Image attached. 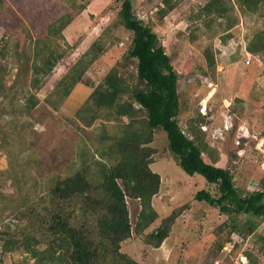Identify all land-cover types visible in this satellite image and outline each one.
Listing matches in <instances>:
<instances>
[{"label":"rangeland","instance_id":"rangeland-1","mask_svg":"<svg viewBox=\"0 0 264 264\" xmlns=\"http://www.w3.org/2000/svg\"><path fill=\"white\" fill-rule=\"evenodd\" d=\"M205 1L170 0L173 8L160 17L164 0H131L134 14L157 33L178 74L182 129L193 136L189 125L200 126L204 158L228 168L241 193L264 190V70L259 61L264 54L257 58L246 49L253 35L264 31V6L249 13L234 1L223 16L198 17ZM119 9L116 0H0V264L36 263L22 246L1 249L5 233L20 239L31 224L20 213L24 192L44 201L58 179L94 170L97 161L113 162L103 155L106 138L129 119L114 120L103 110L94 115L89 95L112 67L133 82L136 60L126 56L132 32L115 24ZM70 15V22L57 29ZM94 41L101 48L95 46L98 52L81 80L64 96L60 80L79 59L89 60ZM51 51L61 58L48 74H34V65L44 64ZM32 75L39 78L37 89L31 86ZM29 98L37 99L31 109ZM144 117L140 111L134 127ZM150 145L155 148L150 167L161 178L152 200L159 217L142 234L132 232L121 251L141 264H264V219L241 214L238 230L222 226L227 215L193 198L215 185L184 172L164 130L155 131ZM127 205L133 228L139 200L128 198ZM177 210L161 244L147 243V234ZM46 245L35 244L38 249Z\"/></svg>","mask_w":264,"mask_h":264},{"label":"trees","instance_id":"trees-1","mask_svg":"<svg viewBox=\"0 0 264 264\" xmlns=\"http://www.w3.org/2000/svg\"><path fill=\"white\" fill-rule=\"evenodd\" d=\"M116 1L120 2V9L115 24L132 32L126 56L136 60V72L133 82L128 83L118 69L112 67L90 93L89 100L94 115L103 110L114 120L127 117L129 121L119 133L106 138L108 150L103 155L112 159V163L97 161L94 170H77L58 179L50 186L44 204L43 200L27 195L28 190L24 192L22 201L26 209L24 207L20 213L26 215L31 224L25 227L20 239L9 233H5V237L2 235L1 249L10 251L22 246L36 257L35 264H141L122 252L121 244L132 236V232L142 234L159 217L152 200L160 189L161 178L150 167L155 153L150 144L157 129L166 132L168 148L184 172L200 174L210 185H215L214 189L198 190L193 198L217 207L227 215L222 226L229 225L238 230L241 214L264 219V190L241 193L228 168L204 158L207 145L200 136V126L189 125L193 136L182 129L178 121L181 107L178 74L169 55L154 29L134 14L131 0ZM234 1L249 13L264 6V0H207L201 5L198 17L223 16L232 9ZM164 3L166 7L158 10L160 17L174 6L170 0H164ZM72 17L61 21L57 29L64 28ZM231 25L228 23L227 29ZM40 41L42 38L36 39V49ZM97 44L94 41L86 54L94 51L89 60L79 59L60 80L64 96L81 80L87 65L98 52L96 49L101 48ZM246 49L253 54H264V31L255 33ZM61 56L60 52L51 51L44 64L34 65L33 73L48 74ZM31 86L39 88L37 75H32ZM123 95H127V99L120 100ZM29 100L28 109H31L37 99ZM140 111L145 112V117L140 119L141 126L137 128L133 123ZM128 198L139 200L140 204L133 228ZM178 212L173 211L154 227L147 234L146 242L159 246L169 235ZM40 241H46L43 249L35 246ZM246 254L252 261V255Z\"/></svg>","mask_w":264,"mask_h":264},{"label":"built area","instance_id":"built-area-1","mask_svg":"<svg viewBox=\"0 0 264 264\" xmlns=\"http://www.w3.org/2000/svg\"><path fill=\"white\" fill-rule=\"evenodd\" d=\"M257 55V54H256ZM260 57V55H257V58H259ZM248 61L250 62V59H248ZM259 61H261L262 62V65H263V70H264V59H261V58H259Z\"/></svg>","mask_w":264,"mask_h":264}]
</instances>
